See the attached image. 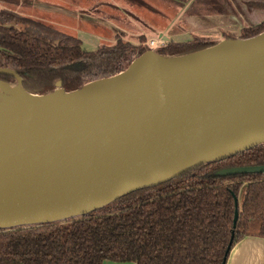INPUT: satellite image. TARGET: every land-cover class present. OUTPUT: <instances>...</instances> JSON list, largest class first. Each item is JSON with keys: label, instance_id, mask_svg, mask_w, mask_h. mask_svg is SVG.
Listing matches in <instances>:
<instances>
[{"label": "water", "instance_id": "1", "mask_svg": "<svg viewBox=\"0 0 264 264\" xmlns=\"http://www.w3.org/2000/svg\"><path fill=\"white\" fill-rule=\"evenodd\" d=\"M0 73L15 75L16 83L0 81L21 86L39 102L34 125L0 137V228L85 215L128 193L264 143V109L232 119L264 96V32L225 38L182 56L150 49L126 70L74 91L58 81L54 91L35 94L24 88L14 70L0 68ZM90 102L132 105L108 121L80 127L39 125L80 107L86 110ZM208 135L227 139L236 148L198 157L170 173ZM235 206L234 228L237 197Z\"/></svg>", "mask_w": 264, "mask_h": 264}, {"label": "trees", "instance_id": "2", "mask_svg": "<svg viewBox=\"0 0 264 264\" xmlns=\"http://www.w3.org/2000/svg\"><path fill=\"white\" fill-rule=\"evenodd\" d=\"M245 5L264 10L261 1ZM262 32L264 20L245 28L241 37ZM217 43L201 38L169 41L157 52L182 56ZM148 50L122 40L87 50L72 35L0 8V68L14 70L31 93L52 92L58 81L66 91L77 90L126 70ZM0 79L17 82L10 73H0ZM235 197L239 217L234 228ZM254 235L264 237V143L128 193L85 215L0 228V264H223L241 239Z\"/></svg>", "mask_w": 264, "mask_h": 264}, {"label": "crops", "instance_id": "3", "mask_svg": "<svg viewBox=\"0 0 264 264\" xmlns=\"http://www.w3.org/2000/svg\"><path fill=\"white\" fill-rule=\"evenodd\" d=\"M59 1H62L59 2V4L63 3L61 5L66 3V7L70 5L72 10H76L75 14L79 13V16L82 18L100 24V27L106 26V23L109 24L106 22V19H114L111 20L113 23L111 31L109 30L110 32H106L105 30L104 32L106 33L99 36V46L105 44L113 45L118 40L127 41L134 45H140L139 43H141L145 46L144 40L151 39L147 36L148 34H159V36L166 39L167 42H189L196 38H202V36H200L201 24L199 23V19L202 15L216 20L223 19L221 14H216L208 10L204 11V13L194 11L207 9V0H200L198 8L194 7V4L196 5L198 0ZM79 1H82L83 4L80 5ZM2 3L4 2H0V8L7 9ZM42 5L45 6L42 7L43 9L50 6L45 4ZM115 18H117V20ZM122 22L132 23L134 25L128 26ZM186 35L189 36L187 37ZM103 264L136 263L133 261L117 262L105 260ZM226 264H264V237L254 235L246 236L241 239L232 248Z\"/></svg>", "mask_w": 264, "mask_h": 264}, {"label": "rangeland", "instance_id": "4", "mask_svg": "<svg viewBox=\"0 0 264 264\" xmlns=\"http://www.w3.org/2000/svg\"><path fill=\"white\" fill-rule=\"evenodd\" d=\"M247 1L249 0H207V9L194 10L198 13H204V11L208 10L216 14H221V16H223L222 20H216L202 15V17L199 19V23L201 24V39L221 42L225 40L226 35H231L234 37V39H239L242 38L241 36L245 28L253 26L255 27L256 25L260 24L264 20V10H255L247 7L245 5ZM251 1L264 2V0ZM0 2H4L2 4L7 7V9L13 10L32 19L41 21L56 30L80 39L82 41V46L87 50H95L99 46V36L103 35V33L111 31V27L113 24L111 20H114L106 19V22L109 23H106L107 27L105 25L103 27H100V24L82 18L81 16H79V13L75 14L76 10H72L70 8V5L66 7V3L64 5H61L63 3L59 4V2H62L59 0H3ZM199 3L200 0L196 2V5L194 4V7L198 8ZM42 4L50 6L46 7V9H43L42 7L45 6H43ZM79 4L82 5L83 2L79 1ZM115 19L117 20V18ZM122 23L128 26L134 25L127 22ZM105 30L106 32H104ZM120 36L122 37V35ZM147 36L151 39H145L144 45L150 49H154L155 51H158L159 46H162L167 42V40L161 38L159 34H148ZM186 36L188 37L189 35ZM151 40H155L158 46H150L149 42Z\"/></svg>", "mask_w": 264, "mask_h": 264}, {"label": "bare ground", "instance_id": "5", "mask_svg": "<svg viewBox=\"0 0 264 264\" xmlns=\"http://www.w3.org/2000/svg\"><path fill=\"white\" fill-rule=\"evenodd\" d=\"M39 102H33L21 86L0 81V137L13 135L29 129L34 125L33 112ZM131 102L99 106L97 102H90L86 110L78 108L74 114L68 112L66 116L42 121L43 127H80L96 121H108L124 115L131 108ZM264 109V96L251 103L247 108L237 112L232 119L251 117L254 111ZM224 130L225 127H220ZM236 148L233 143L224 139L218 141L216 135H208L193 150L189 157L179 167H174L170 173L177 171L188 163L200 157L202 159L220 155ZM169 173V174H170ZM168 174V175H169Z\"/></svg>", "mask_w": 264, "mask_h": 264}, {"label": "built area", "instance_id": "6", "mask_svg": "<svg viewBox=\"0 0 264 264\" xmlns=\"http://www.w3.org/2000/svg\"><path fill=\"white\" fill-rule=\"evenodd\" d=\"M149 45H150V46H158V45H157V42H156L155 40H151V41L149 42Z\"/></svg>", "mask_w": 264, "mask_h": 264}]
</instances>
